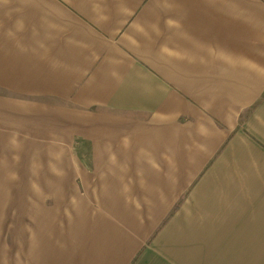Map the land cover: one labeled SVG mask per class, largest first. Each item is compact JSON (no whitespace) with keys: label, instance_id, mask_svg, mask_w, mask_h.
Here are the masks:
<instances>
[{"label":"crops","instance_id":"crops-1","mask_svg":"<svg viewBox=\"0 0 264 264\" xmlns=\"http://www.w3.org/2000/svg\"><path fill=\"white\" fill-rule=\"evenodd\" d=\"M16 195L0 264H264V0H0Z\"/></svg>","mask_w":264,"mask_h":264},{"label":"rangeland","instance_id":"rangeland-1","mask_svg":"<svg viewBox=\"0 0 264 264\" xmlns=\"http://www.w3.org/2000/svg\"><path fill=\"white\" fill-rule=\"evenodd\" d=\"M16 196H17V199L14 203L10 200L9 202H5L3 204H0L1 206H3L2 208H0V216L4 217V219L10 218L13 215L16 217L19 214V212H21L19 214L20 217H26V214H23L26 212H22V210H18L19 206H17V205H18V203H20V198H19V195H16ZM20 197H21V195H20ZM52 213L55 214V210H53ZM56 232H57V230L55 229V227H53L52 235L55 236ZM67 255H69V254L67 253L64 257L67 258L68 257Z\"/></svg>","mask_w":264,"mask_h":264}]
</instances>
